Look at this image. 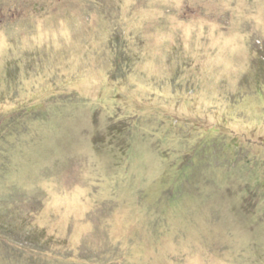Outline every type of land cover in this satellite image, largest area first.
Returning <instances> with one entry per match:
<instances>
[{
  "label": "rangeland",
  "instance_id": "374dc122",
  "mask_svg": "<svg viewBox=\"0 0 264 264\" xmlns=\"http://www.w3.org/2000/svg\"><path fill=\"white\" fill-rule=\"evenodd\" d=\"M0 264H264V0H0Z\"/></svg>",
  "mask_w": 264,
  "mask_h": 264
},
{
  "label": "trees",
  "instance_id": "16d2710c",
  "mask_svg": "<svg viewBox=\"0 0 264 264\" xmlns=\"http://www.w3.org/2000/svg\"><path fill=\"white\" fill-rule=\"evenodd\" d=\"M168 193H169V195H168L169 197H172L173 198L175 196L174 192H167V194Z\"/></svg>",
  "mask_w": 264,
  "mask_h": 264
}]
</instances>
